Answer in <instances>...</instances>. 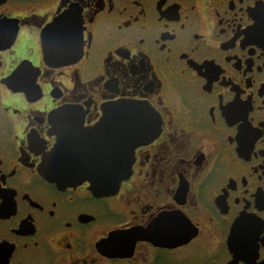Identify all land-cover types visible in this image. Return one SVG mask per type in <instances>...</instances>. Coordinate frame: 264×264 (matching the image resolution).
Returning a JSON list of instances; mask_svg holds the SVG:
<instances>
[{
    "label": "flooded vegetation",
    "instance_id": "af4514ba",
    "mask_svg": "<svg viewBox=\"0 0 264 264\" xmlns=\"http://www.w3.org/2000/svg\"><path fill=\"white\" fill-rule=\"evenodd\" d=\"M0 264H264V0H0Z\"/></svg>",
    "mask_w": 264,
    "mask_h": 264
},
{
    "label": "water",
    "instance_id": "95a60500",
    "mask_svg": "<svg viewBox=\"0 0 264 264\" xmlns=\"http://www.w3.org/2000/svg\"><path fill=\"white\" fill-rule=\"evenodd\" d=\"M106 114L103 116L104 119L110 118V114L108 109L105 110ZM108 124H100L97 128L107 127ZM83 139H79V144L85 142ZM64 140H59L63 143ZM113 143V141L106 137H101L96 141L98 143L97 148L94 147L88 155H81L82 152H85L87 149L81 147V145L77 146L76 149H71L68 146L69 158L71 162L69 165H72L75 169L74 172H53L46 169L44 173L45 176L53 178L58 177L65 180V182L70 181H80L83 179H89L90 182L94 185L95 188H101L103 190L110 191L114 187L116 188L119 182L125 177L126 169L124 161H128L126 157L120 156L119 153L116 155L104 152L102 145L106 142ZM136 141H132V146ZM105 153V154H103ZM122 166V167H121ZM53 176V177H52Z\"/></svg>",
    "mask_w": 264,
    "mask_h": 264
}]
</instances>
